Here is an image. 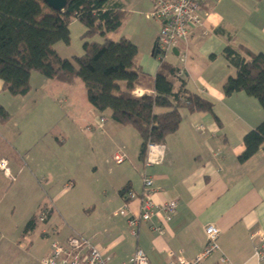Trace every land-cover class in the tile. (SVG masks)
<instances>
[{
  "label": "crops",
  "instance_id": "crops-1",
  "mask_svg": "<svg viewBox=\"0 0 264 264\" xmlns=\"http://www.w3.org/2000/svg\"><path fill=\"white\" fill-rule=\"evenodd\" d=\"M117 1L126 13L134 15L133 21H138V15L150 20L145 17V13L153 7L154 0ZM201 9L203 24L192 30L188 39L181 42L172 53L177 56L178 52H187L185 64L182 66L187 87L213 102V111L220 123L210 112L184 110L177 131L165 140V159L150 166H145L144 158L139 157L141 139L136 130L133 134L122 130L127 126L114 121L109 111L100 112L92 105L85 113L83 101L82 105L77 104V112L85 113L84 119L82 116L73 117L74 107L69 109L68 106L65 120L43 125L35 141L20 144L18 149H15L4 139L5 142H0L4 149L0 152V158H5L9 166L13 165L16 173H26L38 186L43 183L48 187L43 188L44 196L37 190L41 198H36L27 206L28 212L21 216L22 228L31 215H37L38 211L46 206L52 211L44 222L38 223L43 224L42 235H48L47 226L51 225L53 213L57 211L55 202L66 192L65 189L79 187L83 182L85 159L89 164L95 161V166L91 165L90 177L98 173L100 166L105 168V164L112 160L114 166L107 168V174L102 171V175H96V183H91L94 194L99 191L104 195L108 206L115 204L112 210L121 207L124 199L119 189L125 184H129L130 189L136 193L141 192V176L144 171L152 176L153 186L157 188L152 193V200L156 204H162L174 199L177 206L166 222L159 213L153 215L150 221L140 222L136 235L131 233L125 217L115 215V210L112 211V217L105 219L102 236H96L95 233L85 235L91 237L93 243L110 256L109 264L129 262L137 247L145 251L150 264H169L168 250L191 259L205 244V227L208 224L219 228L217 241L220 251L232 264H264V260L258 261L253 255L256 238L252 236L255 231L264 232V151L260 149L245 162L237 160V156L244 149V134L264 118V110L244 92L225 96L222 90L226 78L236 73L235 68L227 63L222 54L227 44H242L254 52H264V0H204ZM152 20L155 27L148 35L146 33V40L150 45L156 44L161 27L160 20ZM123 36L137 45L140 65L146 73L154 76L159 63L150 64V67L146 68L140 60L141 49L138 41L132 39L134 37L131 33ZM140 40L143 41L142 37ZM33 73L30 77V90L22 96H7L0 79V94L8 98L7 104L15 98L18 99L16 111L19 120L34 114L42 100L46 99L52 104L54 96L60 90L65 89V92L74 95V86H80L77 80L72 84H65L44 77L39 78ZM136 87L142 92L151 91L142 86ZM69 94L64 96L66 102L69 98L75 102L77 98H72ZM2 105L11 116L8 121L16 123L15 114L7 105ZM99 116L106 118L102 127L104 133H101L94 121ZM81 121L85 122V128H91L85 134L94 142L91 147L95 150L94 156L87 154V142L84 144L83 140L74 139L73 131ZM197 125H202L204 129L198 130ZM96 129L99 131L97 134ZM55 132L67 138L58 140ZM122 132L131 136V142L122 137ZM48 133L60 144L48 140ZM93 135H97L96 138H93ZM113 140L127 156L121 163L113 158L118 151ZM120 140L124 142L120 143ZM84 151L86 155H80ZM105 153H108L110 158L102 157ZM3 176L6 177L4 174ZM83 186L85 188L84 183ZM110 191L114 194L113 199L108 197ZM139 205L137 199L129 201V208L134 214L139 213ZM0 206L1 227L6 223L1 213L5 207ZM113 216H120V219L115 220ZM160 223H164L165 227V232L161 235L151 228L153 224ZM28 234L22 230L23 238ZM70 234H62L57 230L53 236L54 239L63 241ZM2 237L1 233L0 238ZM47 251L48 248L45 252ZM218 257L217 252L201 264H220Z\"/></svg>",
  "mask_w": 264,
  "mask_h": 264
},
{
  "label": "trees",
  "instance_id": "trees-1",
  "mask_svg": "<svg viewBox=\"0 0 264 264\" xmlns=\"http://www.w3.org/2000/svg\"><path fill=\"white\" fill-rule=\"evenodd\" d=\"M125 13L117 0H67L62 10L51 8L44 0H0V79L3 90L12 96L29 92L33 72L65 84L80 79L94 108L109 111L114 121L139 133V157L144 158L149 143H165L177 131L184 110L207 111L220 121L213 102L187 87L179 65L160 59L156 73L150 76L140 65L135 43L126 36H109L121 27ZM72 20L84 25L85 41L82 53L68 58L59 54L55 44L70 43ZM95 35L103 39H87ZM157 48L155 44V55ZM222 54L236 70L223 83L224 95L244 92L257 99L264 110V52L227 44ZM136 86L151 91L135 95ZM10 117L0 103V122ZM243 145L239 162L264 151V118L244 134ZM128 190L129 184L119 189L123 199H127ZM51 211L49 208L47 215ZM38 221V214L31 215L23 233L33 231Z\"/></svg>",
  "mask_w": 264,
  "mask_h": 264
},
{
  "label": "rangeland",
  "instance_id": "rangeland-1",
  "mask_svg": "<svg viewBox=\"0 0 264 264\" xmlns=\"http://www.w3.org/2000/svg\"><path fill=\"white\" fill-rule=\"evenodd\" d=\"M201 13L203 14L202 9H201ZM133 16L134 15H132L130 12H127L123 19L121 27L117 31H113L109 33V36L113 39H118L123 35H130L131 33V36L134 37L132 39H136L139 43V48L141 49L139 55L142 64H144L146 68H149L150 64L158 65L161 58L159 54L155 55L153 53L155 49V43L150 45L149 42H147L146 40V33L148 35L152 30V28L155 27L154 21L152 19L147 20L143 16L141 17L140 15H138V21L136 22L133 21ZM84 30L85 27L80 21L72 20L70 23V35H71L70 43L65 44L62 41H59L55 44V47L59 52V54L68 58H70L73 55H80L83 51L82 44L85 41V38L82 37ZM141 37L143 39L142 42L140 40ZM87 39L88 40L97 39L101 41L103 38L99 35H95ZM178 45L176 47H173L172 50L174 48L177 49ZM186 53L187 52H184V54ZM179 54H182V52L181 53L179 52ZM163 59L169 62L177 63L178 65H180V68L182 69H183L182 66L185 64L186 61V57L184 59V62H182L180 58L175 56L172 52L166 53ZM33 74L34 76H37L39 78L43 77L41 74L36 72H34ZM76 80L80 82V86L77 84L74 86L75 89L74 95L65 92L64 91L65 89L60 90L58 94L54 96L52 104H49L46 101V99L42 100L41 103L38 105V107H36L37 109V111L35 112L36 114L31 113L30 115L26 116L25 119L23 118L24 120L23 119L19 120L18 117L19 114L16 111V107L18 106L17 105L18 99L15 98L10 104H7L8 98L5 95L3 96L2 94H0V102L8 106L11 112L15 114V120H16V123L15 121H11V120L5 123L0 122V142L1 141L5 142L3 141L5 139L7 142H9L10 145H13L16 149L17 146H19L20 144H24V143L28 144V141H35L34 139H36L41 133L44 127L43 125H49L50 122L52 123L54 121L58 122L59 120L60 121L65 120L66 118L65 112L66 110H68V106L69 109L74 107L75 112L73 113V117L76 118L82 116L84 119V114L87 112V108L89 106L91 107V104L87 100L86 90L83 86L82 81L80 79H76ZM134 89H137L138 92H140L135 95H141L142 93H144L142 92L141 89L137 87H135ZM5 92L7 96H11L7 91ZM68 94L72 96V98H77L76 101L73 102V100L72 99L70 100L69 98L67 99L66 102L64 96H68ZM31 95H33V93ZM250 98H253L255 102H258L257 99H255L254 97L250 96ZM82 101L85 104V113L80 114L81 111L77 112L79 111V107L77 106V104L82 105ZM70 103H72V105ZM257 104H259V102ZM98 119L99 118L97 117L95 118L94 121L96 120L98 121ZM17 123H19V125ZM84 125L85 122L82 123V121L78 125H76V128L73 131V136L75 140L77 138L83 140L84 144L85 142H87V144H89V148H87L88 149L87 154L94 156L95 150L91 149V147L94 146V142L91 139H89L87 134H85V132H87V127L90 126H87L85 128ZM197 126H200L198 130L204 129L202 125H197ZM90 130L91 128L89 129V131ZM96 130L97 131H95V134L99 132L98 129ZM122 130H127L131 132V134L135 132V129L131 126L124 127V129ZM55 135L58 136V140H63L64 138H67L66 136L57 134L56 132ZM121 135L125 140H127V142H129L131 136L129 137L126 132H122ZM96 136L97 135L95 136L93 135L92 137L96 138ZM46 138L52 141L53 143L60 144L56 141V138L52 136L50 133L47 134ZM113 141H114V147H117L116 150L118 151L121 150V148H118L117 143L115 144V140ZM120 141H121L120 143L124 142L123 140ZM1 145H0V152L4 150ZM80 155L85 156L86 155L85 151L81 152ZM107 156H109L108 153H105V155L102 154V157H107ZM93 159L97 160V158L95 157H93ZM126 159L127 156L125 160ZM93 163L89 164L87 162V159H85V168H84L85 171L83 173V178H82L83 182L81 186L79 187L76 186V188L73 189L71 188L65 189L66 192H64L63 195L60 196L55 202L57 211L53 213L51 225L47 226L49 234L42 235L41 228L43 224L37 223L35 229L33 231H30L25 238H23L22 236L23 228L21 224V216L23 214L25 215V213L28 212L26 208L29 204H31V202H34L36 198H41V196H44L43 188L45 187L48 188V187L45 186L42 182H41L42 184L38 186L33 181V179H30L28 176H26V173H22V172L16 173L17 170L13 165L9 166L8 164L11 173L14 175L13 180L4 177L3 176L4 173H2V171L0 170V201H1L0 205H4L5 207V210H3L1 213L6 223V225L0 227V234L2 233L3 235V237L0 238V264H39V263L41 264V258H42L41 256H43L46 253L45 250L47 248L49 250L50 242L51 240L54 239L53 229H55V232L59 230L60 233L62 234L71 233L69 236L76 234L90 236L93 233H95L96 236H102L101 232L104 229L103 225L105 224L106 217L108 216L112 217V211L114 210L117 211L119 208L112 210V207L115 204H113V206H108V204L105 202L104 195L99 191L96 194H94L93 189H91L92 188L91 183L95 184L96 175L97 174L102 175L101 172L103 171V173H105L107 168L114 166V163L111 160L110 163L105 164V168L104 166L103 167L100 166L98 173L90 177L89 175H91L90 172L92 170V166H95L93 165ZM83 183L85 184V188L83 186ZM60 188H62V185L60 186ZM156 189L157 188L154 187V191ZM37 190L41 192V196L39 195V191L37 193ZM111 192L112 191L109 192L108 197H111V199H113L114 194ZM41 211L42 210L38 211V217ZM119 217L113 216V219L118 220L120 219ZM14 223H17V225H15Z\"/></svg>",
  "mask_w": 264,
  "mask_h": 264
},
{
  "label": "built area",
  "instance_id": "built-area-1",
  "mask_svg": "<svg viewBox=\"0 0 264 264\" xmlns=\"http://www.w3.org/2000/svg\"><path fill=\"white\" fill-rule=\"evenodd\" d=\"M204 0H154L153 7L145 13L148 19H157L161 21V27L157 36L156 45L160 58L163 59L166 53L171 52L183 41L188 39L189 34L194 28L203 24L201 7ZM205 33H207L205 31ZM182 62L186 55L177 54ZM182 71L179 72V75ZM134 94L140 93L137 89L133 90ZM96 120L97 127L102 129L106 120L104 116H99ZM200 126H197V129ZM90 127H87L89 130ZM166 147L163 143H149L146 147L144 157L145 166L159 164L163 162L166 156ZM126 154L118 151L114 154V160L121 163L125 160ZM0 170L4 175L13 180L14 175L11 173L8 163L5 159H0ZM142 190L138 194L133 190L126 192L122 206L114 212L115 215L125 217L128 226L133 235L137 234V227L140 222L150 221L152 216L159 213L164 222L168 221L176 210V200L171 199L162 204H156L152 200L154 192L153 178L144 171L141 176ZM137 199L139 201V213L134 214L129 208V201ZM48 210H42L39 214V220L44 221ZM159 235L165 232L164 223L153 224L151 227ZM55 231V229H53ZM219 228L214 224H208L205 227V244L201 250L191 259H187L172 250H168L167 256L169 264H201L206 259L219 253L220 264H232L226 256L220 251L217 241ZM256 238L253 246V255L258 261L264 260V232L258 230L252 234ZM110 256L103 252L92 239L84 235L76 234L68 236L64 241L52 240L48 252L41 258V264H109ZM121 264H150L149 258L145 251L137 247L129 262Z\"/></svg>",
  "mask_w": 264,
  "mask_h": 264
},
{
  "label": "water",
  "instance_id": "water-1",
  "mask_svg": "<svg viewBox=\"0 0 264 264\" xmlns=\"http://www.w3.org/2000/svg\"><path fill=\"white\" fill-rule=\"evenodd\" d=\"M44 2L55 10H62L66 5L67 0H44ZM175 50L176 49L174 48L173 51ZM155 53H158V48L155 50Z\"/></svg>",
  "mask_w": 264,
  "mask_h": 264
},
{
  "label": "bare ground",
  "instance_id": "bare-ground-1",
  "mask_svg": "<svg viewBox=\"0 0 264 264\" xmlns=\"http://www.w3.org/2000/svg\"><path fill=\"white\" fill-rule=\"evenodd\" d=\"M172 52V51H171ZM42 210H49V207H46V209H42Z\"/></svg>",
  "mask_w": 264,
  "mask_h": 264
}]
</instances>
